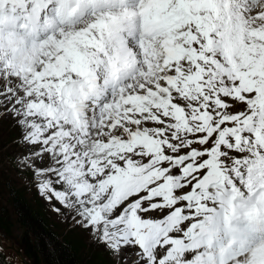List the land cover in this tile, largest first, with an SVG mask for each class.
Listing matches in <instances>:
<instances>
[{"label": "snow or ice", "instance_id": "snow-or-ice-1", "mask_svg": "<svg viewBox=\"0 0 264 264\" xmlns=\"http://www.w3.org/2000/svg\"><path fill=\"white\" fill-rule=\"evenodd\" d=\"M4 119L116 264H264V0H0Z\"/></svg>", "mask_w": 264, "mask_h": 264}, {"label": "trees", "instance_id": "trees-1", "mask_svg": "<svg viewBox=\"0 0 264 264\" xmlns=\"http://www.w3.org/2000/svg\"><path fill=\"white\" fill-rule=\"evenodd\" d=\"M0 129V149H5L13 142L15 136L8 135ZM16 139V138H15ZM16 185H18L15 182ZM12 184L5 183L6 192L10 206L13 207L15 218L24 230L22 252L32 264H107L104 254L93 253V256L86 259L83 252L86 249L85 242L77 237L74 229L62 230L61 233L53 230L56 226L51 223L39 207H35L26 198L24 191ZM11 224L9 211L6 208L0 210V227ZM83 256V257H82ZM3 258L7 264H11L6 253L3 251Z\"/></svg>", "mask_w": 264, "mask_h": 264}, {"label": "rangeland", "instance_id": "rangeland-1", "mask_svg": "<svg viewBox=\"0 0 264 264\" xmlns=\"http://www.w3.org/2000/svg\"><path fill=\"white\" fill-rule=\"evenodd\" d=\"M0 129L4 134L7 132L9 136L10 134L15 136L12 138V143L6 146L5 149H0V210L6 208L9 211L12 224V226L10 224H5L0 227V247H2L4 252L9 255L8 258L13 264H31L22 252V248H24L22 243L24 230L16 221L17 218H15V212L13 207L10 206L8 200L5 183L10 181L12 184L16 185V182L18 184L16 186L24 191L28 201H30L35 207H39L46 218L56 226L53 230L61 233L62 230L67 229L70 221L64 222L63 217L53 211L52 206L38 194L34 186H31V172H21L13 163L12 157H14L20 149L14 143V140L19 133L12 126V122L8 119L0 121ZM4 134H2L1 139H3ZM74 231L78 234L77 237H80L85 242L86 249L83 254L87 260H89L90 256H93V253H98L105 255L107 264H116V260L110 256L103 245L98 247L92 242L87 231L84 229H74ZM18 251L21 252L20 255L17 254Z\"/></svg>", "mask_w": 264, "mask_h": 264}, {"label": "water", "instance_id": "water-1", "mask_svg": "<svg viewBox=\"0 0 264 264\" xmlns=\"http://www.w3.org/2000/svg\"><path fill=\"white\" fill-rule=\"evenodd\" d=\"M17 254H19V255H20V252L18 251V252H17Z\"/></svg>", "mask_w": 264, "mask_h": 264}, {"label": "bare ground", "instance_id": "bare-ground-1", "mask_svg": "<svg viewBox=\"0 0 264 264\" xmlns=\"http://www.w3.org/2000/svg\"><path fill=\"white\" fill-rule=\"evenodd\" d=\"M20 252V251H19ZM20 254H21V252H20ZM19 255V254H18Z\"/></svg>", "mask_w": 264, "mask_h": 264}]
</instances>
